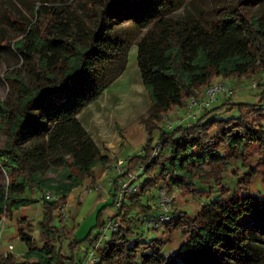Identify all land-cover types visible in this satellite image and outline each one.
<instances>
[{"label": "trees", "instance_id": "16d2710c", "mask_svg": "<svg viewBox=\"0 0 264 264\" xmlns=\"http://www.w3.org/2000/svg\"><path fill=\"white\" fill-rule=\"evenodd\" d=\"M33 1L36 21L26 25L25 37L14 48L50 83L33 92L21 78L5 77L13 89L26 92V97L18 109L0 103V129L9 135L6 146L0 148V168L7 177L0 182V222L23 206L41 202L43 245L32 235L34 226L21 225L18 235L27 247L26 260L8 253L0 256V264H206L221 252H234L233 240L243 229L264 225V193H253L247 186L258 172L250 170L238 177L240 188H245L242 193L223 184V170L234 161L245 164L255 150L260 155L257 162L264 168V90L257 103L224 101L201 113L197 121L178 124L173 130L154 123L175 107H184L191 97H200L218 76L243 78L264 73V23L247 10L249 3L259 0H235L222 20L178 30L164 15L180 7L181 0H94L96 19L85 31L82 46L73 38L74 24L63 10L50 0ZM114 18L147 28L138 41V65L153 119L146 123L148 140L143 153L128 161V171L144 167L140 187L129 197L130 205L146 213L142 219L145 225L157 212L150 204L155 187L210 198L214 189H199L196 181H214L221 194L204 203L197 216L179 211L164 225L170 236L176 231L186 235L176 253L168 256L164 254L167 242L161 239L139 235L131 239L136 235L133 229L121 224L127 204L114 215L120 219L118 230L97 247L105 226L102 216L115 206L120 177L113 184L112 203L98 212L97 226L86 238L71 239L66 251L58 203L46 197L52 192L66 202L85 179H98L95 167L108 164L78 115L125 70L131 35L127 29L114 31ZM1 46L12 44L5 40ZM48 66L60 71L58 80L48 75ZM86 244L96 250L93 263L83 259L88 260Z\"/></svg>", "mask_w": 264, "mask_h": 264}, {"label": "rangeland", "instance_id": "374dc122", "mask_svg": "<svg viewBox=\"0 0 264 264\" xmlns=\"http://www.w3.org/2000/svg\"><path fill=\"white\" fill-rule=\"evenodd\" d=\"M43 1V0H42ZM50 4H55L61 10H63L64 15L67 19L74 24L73 38L77 39V43L82 46L84 45V33L93 27L95 21V16L93 14V8L95 7L94 0H50ZM183 4L180 7H175V10L168 13L164 18L168 19L171 26L175 29L189 28V24H199L204 27L210 25L213 20H222L227 16L228 12L234 6L235 0H181ZM51 6V5H50ZM146 10V9H145ZM247 10L253 15L260 19V22L264 23V0H259L257 2L249 3ZM144 12V8L141 9V13ZM36 21V11L34 8L33 0H0V103H6L9 108L18 109L22 100L26 97V92L13 89L9 83L5 80L7 76H14L21 78L25 85L29 88V91H37L38 89L48 85L50 82L43 80L37 70L34 67L32 61L21 58L14 48V45L21 41L25 35V27L28 23L34 24ZM131 22H121L119 18H114L111 21L114 31L126 30L129 31V48L128 55L126 58L125 70L120 74V76L114 80L108 88L98 97L96 102L92 104V108L89 107L84 112L79 113L78 118L90 129V132L95 135L97 141L108 142L113 139L114 135L110 134V131L116 132L115 124L120 126L123 131L127 130L128 127L137 126L138 124L142 127L146 125L147 121H152V107L148 96V93L143 85L141 79V72L138 65V41L147 28H141L138 25L130 24ZM140 33V34H139ZM138 34L134 39L133 37ZM5 40H9L12 44L11 47L1 46L5 44ZM99 68H102L100 66ZM48 75L58 80L60 78V71L53 66H48ZM223 82L235 89V93L231 97L220 98L215 101L212 107H218L224 101H232L234 103H257L259 100V95L264 90V73L257 74L250 77H231L224 79L221 76L214 78L212 83ZM256 84L257 87L253 88L252 85ZM201 94L200 96H202ZM103 104L105 110L102 113L104 118L103 122L105 129L101 128L100 124H94L91 117L93 115V110L101 112L103 109ZM178 108L175 107L169 114L172 121L177 123L179 118L176 114ZM235 113L236 111H232ZM173 113V114H172ZM174 113L175 116H174ZM113 116L116 122H109L108 116ZM185 115L183 114V117ZM191 123L197 121V119L190 120ZM155 124H160V121L154 122ZM163 126V125H162ZM100 131V133H99ZM116 137L119 134L116 132ZM135 142L132 146V151L135 154L137 151L143 149L142 141L138 131L135 132ZM9 141L8 132L0 129V148L6 146ZM143 153V152H142ZM259 151L255 150L251 159L245 164L241 160L234 161L226 169L223 170V184L232 189L233 192L241 190L244 192L245 188H240L238 184V177H242L245 173L250 170H256L258 175L252 179V181L247 184L249 190L253 193H264V168L262 163L257 162ZM120 158L114 159L115 161ZM124 159V158H121ZM113 161V162H115ZM7 180L6 174L0 168V182ZM106 181H104L105 183ZM159 182L158 184H161ZM196 187L199 189H205V191L214 189V193L210 198L220 197V191L216 186V182L210 184H199L196 181ZM88 186L86 190L88 191ZM105 188V187H104ZM101 190L104 196L105 190ZM157 187L153 189L150 195H154ZM175 195L173 208L179 210L177 205L178 201H192L196 204L194 214L202 207V205L209 201L210 198H202L195 196H185L181 194L179 189L173 190ZM39 194V193H38ZM96 194V193H95ZM102 198V199H103ZM112 200L109 204L112 203ZM153 198H151V201ZM145 201V196L143 198ZM150 201V200H149ZM150 201V202H151ZM129 203L125 206L122 215L127 214L123 219L121 224L123 226H129L133 229L137 235L149 239L150 235L158 237L162 241L168 242L170 236L164 229L162 230H146L144 222H142L145 212L139 211L137 208L133 207ZM154 206V202H151ZM105 204L101 203L98 209L92 207V200H88L82 206L81 211L76 213L75 210H69V219L67 223L62 226V235L64 250L66 251L67 245L71 240V231L68 229L69 223L77 224L81 222L76 230L74 231L73 238L76 237L79 240L86 238L90 230L97 226L98 224V212L102 206ZM22 208V207H21ZM20 208V209H21ZM25 209V208H24ZM181 211V210H179ZM82 212V216L79 214ZM117 213V208L111 205L103 213L102 222H107L111 218V214ZM193 213V212H192ZM27 214V215H26ZM193 214V215H194ZM43 216V208L41 206L36 207L33 210H26L25 216L21 218L18 217L17 224H21L24 227L28 225L34 226L36 229L32 234L33 237L38 241V244L42 246L40 241L39 232V222ZM58 216V213H57ZM119 216V218H121ZM59 218V217H58ZM83 221V222H82ZM10 228L13 229L11 237L6 239V242L16 244L20 249L23 247L22 241L20 239L15 240L18 235V226L16 223H11ZM98 230L96 229L95 232ZM235 245L234 252H221L219 256L215 259L212 258L206 262V264H264V225L260 224L257 227H246L243 229L238 236L233 240ZM88 245V244H87ZM86 245V246H87ZM170 246H173L171 244ZM170 249H173L172 247ZM27 253V252H26ZM26 253L23 255H17L19 261H25ZM84 252H82L83 255ZM86 263H91L83 257ZM36 261V260H32Z\"/></svg>", "mask_w": 264, "mask_h": 264}, {"label": "crops", "instance_id": "0c3cea01", "mask_svg": "<svg viewBox=\"0 0 264 264\" xmlns=\"http://www.w3.org/2000/svg\"><path fill=\"white\" fill-rule=\"evenodd\" d=\"M96 100L91 102L81 112H84V110L91 107L92 104H94L96 102ZM105 106L106 105L103 104V106H102L103 109L101 110L100 113L93 110V115L91 117V120H93V123L94 124H100L101 128L103 130L105 129V127H104L105 122H103L104 116L102 113L105 110ZM175 114L176 113H174V116H175ZM176 115L179 118H183V119H179V121L176 124H188L191 122L190 119H184L183 115H181V114H176ZM107 116H108L109 122L118 121L117 116H116V119H114L113 116H110V115H106L105 117H107ZM83 126L85 127L87 132L90 134V136L93 138L95 143L98 145V147L101 150V153L108 158V163L115 161L114 159H117V158H124V160H126L128 162L133 156L142 154V152L144 150V146L146 145L147 140H148V132L146 129V125H143L142 127L139 124L137 126H134V125L131 126L130 125V127H128L127 130L123 131L120 126L115 124L116 132L119 134V137L118 138L116 137V134H115L116 132L110 131V134L114 135V137L112 140H110L108 142L97 141L95 138V135L90 132V129L87 126H85V124H83ZM136 130L138 131V134L140 135L143 149L140 148V150L134 154L131 148L134 145V142L136 140L135 139ZM99 133H100V131H99ZM95 172L98 175L97 180H93L92 178H87V179H85L83 185L75 188L69 194L67 201H66L68 203V209L69 210H72V211L75 210L76 213H79V211H81V209H82L83 204L85 202H87L88 200H92V207L95 209H98V207H100L101 203H103V204L110 203V201L112 199V195H113V184H114V181L118 178L116 168L115 167L110 168L108 166V164L105 166L98 165L97 167H95ZM104 181H106V182L104 183ZM94 184L101 185V187H102L101 190L105 187L104 188V190H105L104 196H106V197L103 198L101 190L100 191H93V192H88L86 190V188L88 186L94 185ZM177 205L179 207V210H181L183 212H187L191 216H197L201 210V208H200L194 214L196 204L194 202H192L191 200L188 201L187 203H185L184 201H180V202L178 201ZM38 206L42 207V203L40 202V203L32 205V206H30V205L29 206H23L12 217L6 218V220L2 223L3 224V231H2L3 233H2V238L0 241V256L1 255H7L8 253H13L15 256H17V255L21 256L27 252V247L23 242H22L23 247L20 249L19 247L16 246V244H14V242H13L14 240L12 241V243L6 242L5 240L9 239L11 237L12 232H13V229L10 228V224L16 223V225L18 226V232H19V227L21 226V224H19V223L17 224L18 217L21 218L22 216H25L26 210H28V211L33 210V209H36V207H38ZM79 215L82 216V212ZM111 215H112L111 217H113L115 214L112 213ZM77 225L78 226L81 225V222L78 223ZM59 227H61V229L63 228L62 226H59ZM77 227L73 223H71V222L69 223L68 229H69V231H71V234H72L71 239H73V235H74L73 233ZM14 236L17 237L15 240L20 239L19 235H14ZM150 236H154V235H150ZM154 238H158V237L154 236ZM185 239H186V235L183 232L176 231L169 238L168 242L166 243V245L164 247V254L166 256L171 255V254H175L177 249L180 247V245L182 244V242ZM171 244H173V246H170ZM10 245L14 246L13 251L9 249ZM86 245H84L83 247H84V249H87V252H88L90 249H92V246L89 244L87 246ZM171 247L173 249H170Z\"/></svg>", "mask_w": 264, "mask_h": 264}, {"label": "built area", "instance_id": "2783aa9c", "mask_svg": "<svg viewBox=\"0 0 264 264\" xmlns=\"http://www.w3.org/2000/svg\"><path fill=\"white\" fill-rule=\"evenodd\" d=\"M253 88L257 85L254 83ZM235 93V89L223 82L212 83L206 87L203 91V95L200 97H191L184 107H177V112L181 115H185L184 119H198L201 113L212 108L215 101L223 97H231ZM167 130H173L176 123H174L169 114H164L160 122ZM161 146V145H160ZM160 146L156 148L155 155L160 151ZM110 168H116L117 175L120 177L119 190L116 196L115 207L118 211H122L124 205L129 203L130 195L138 191L140 187V178L144 172L142 165L137 166L134 170L128 171V162L124 159H118L115 162L108 163ZM101 185L94 184L89 187L88 192L100 191ZM154 205L157 207V212L151 217L145 220V226L149 230H163L164 225L176 218L179 215V210L173 208L175 195L165 186H161L154 193ZM47 199L58 203V217L59 226H64L68 219V203L61 200L60 195L53 194L52 192L46 193ZM6 220L3 217L0 222V241L2 238L3 222ZM120 226V219L111 217L105 226L100 230V240L97 243V247L102 245V242L109 239L111 232L117 231ZM10 250H14V246H9ZM97 258L96 250L90 249L88 252V260L93 263Z\"/></svg>", "mask_w": 264, "mask_h": 264}]
</instances>
